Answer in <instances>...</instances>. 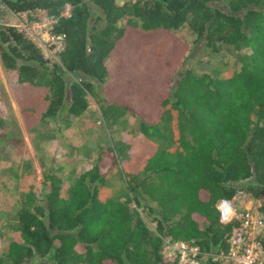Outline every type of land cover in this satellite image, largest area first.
Returning a JSON list of instances; mask_svg holds the SVG:
<instances>
[{
  "label": "trees",
  "instance_id": "16d2710c",
  "mask_svg": "<svg viewBox=\"0 0 264 264\" xmlns=\"http://www.w3.org/2000/svg\"><path fill=\"white\" fill-rule=\"evenodd\" d=\"M222 1L225 11L212 5ZM0 3L11 12L44 11L55 20L51 32L64 35L50 62L13 27L0 26V62L13 75L10 92L26 129L62 111L79 116L96 85L105 125L127 112L143 137L162 139L161 124L171 131L168 148L145 155L136 182L115 166L123 151L114 142L64 193L57 174H45L42 199L27 194L14 214L5 264H172L162 255L164 239L203 252L225 248L220 199L244 194L264 214V0ZM183 24L210 52L225 47L238 69L222 78L181 70L187 46L172 30ZM105 162L125 185L116 197H100ZM138 208L151 216L153 233Z\"/></svg>",
  "mask_w": 264,
  "mask_h": 264
},
{
  "label": "rangeland",
  "instance_id": "374dc122",
  "mask_svg": "<svg viewBox=\"0 0 264 264\" xmlns=\"http://www.w3.org/2000/svg\"><path fill=\"white\" fill-rule=\"evenodd\" d=\"M116 1L121 3L123 0ZM212 5L221 11L226 10V1ZM65 12L67 14L68 6ZM32 13L41 15L37 11ZM15 23L12 12L0 3V26H12ZM172 33L187 46L181 70L190 68L198 74L207 73L222 78L238 69L239 63L225 52V47L210 52L207 47H202L201 39L195 41L185 24L172 30ZM243 52L246 49L240 50V53ZM47 60L56 62L57 56L47 57ZM179 75L175 74V77ZM64 76L73 78L72 73H65ZM12 78L13 75L0 62V264H5L2 253L12 237L14 214L27 194L42 199L46 192V184L42 180L45 174L56 173L64 193L80 172L95 164L96 154L114 142L123 151L115 166H123L127 171V179L136 182L145 155L168 148L171 141V131L165 124L160 125L162 139L143 137L138 132V120L127 112L105 125L100 115L102 103L97 98L101 97L102 89L96 85V96L86 94L87 105L79 116L72 117L62 111L56 117L47 118L39 126L26 129L10 92ZM100 171L106 180L100 190L101 198L116 197L125 190L116 168L111 169V165L107 166L105 162ZM142 200L152 210L156 209L144 195ZM137 210L144 225L153 233L149 213L141 208Z\"/></svg>",
  "mask_w": 264,
  "mask_h": 264
},
{
  "label": "built area",
  "instance_id": "2783aa9c",
  "mask_svg": "<svg viewBox=\"0 0 264 264\" xmlns=\"http://www.w3.org/2000/svg\"><path fill=\"white\" fill-rule=\"evenodd\" d=\"M65 10L63 15H67ZM35 11L41 15L29 10L12 12L16 23L11 27L26 38L43 58L56 57L62 49L64 35L51 32L55 20L46 18L43 11ZM238 195L220 199L215 204L217 222L229 226L224 237V249L203 252L190 242L164 239L162 255L173 261L172 264H203L207 257L218 264H264V214L257 201L244 194Z\"/></svg>",
  "mask_w": 264,
  "mask_h": 264
},
{
  "label": "crops",
  "instance_id": "0c3cea01",
  "mask_svg": "<svg viewBox=\"0 0 264 264\" xmlns=\"http://www.w3.org/2000/svg\"><path fill=\"white\" fill-rule=\"evenodd\" d=\"M44 13V11L42 12V14ZM45 14V13H44ZM154 153V152H153ZM152 154V153H151Z\"/></svg>",
  "mask_w": 264,
  "mask_h": 264
}]
</instances>
